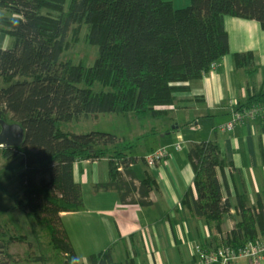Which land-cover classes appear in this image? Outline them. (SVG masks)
<instances>
[{"label": "trees", "instance_id": "16d2710c", "mask_svg": "<svg viewBox=\"0 0 264 264\" xmlns=\"http://www.w3.org/2000/svg\"><path fill=\"white\" fill-rule=\"evenodd\" d=\"M226 15L255 19L264 27V0H191L181 7L173 0H0V32L11 37L8 46L0 47V119L24 128L23 142L1 153L24 165L18 173L23 193L17 205L48 231L60 264H86L60 217L62 211L84 209L82 187L73 175L75 161L106 158L108 179L94 187L116 191L123 200L134 201L137 192V201L146 205L148 193L159 191L150 169L137 179L131 142L114 132L66 131L62 124L106 112L130 111L140 120L169 115L176 92L189 90L191 80L202 78L229 52ZM81 24L87 41L98 45L90 66L60 58L70 47L68 35L76 40ZM233 61L249 75L256 72L251 51L233 53ZM96 83L102 87L95 89ZM263 99L264 82L238 108ZM186 154L194 176L182 201L220 228L231 216V202L224 197L217 168L230 163L210 139L190 142ZM141 160L147 167L145 157ZM193 191L196 198L190 196ZM248 201L245 192L235 195L239 220L215 245H241L264 232L261 195L255 205ZM131 260L115 261L111 246L90 255L91 264Z\"/></svg>", "mask_w": 264, "mask_h": 264}, {"label": "crops", "instance_id": "0c3cea01", "mask_svg": "<svg viewBox=\"0 0 264 264\" xmlns=\"http://www.w3.org/2000/svg\"><path fill=\"white\" fill-rule=\"evenodd\" d=\"M224 24L228 32L229 52L217 60L202 78L191 80L189 90L176 92L178 100L173 108L188 109L186 113L192 110L193 118L177 119L171 126L161 122V130L168 126L165 129L167 135H161L168 136L167 141H160L151 150L148 148L149 151L137 155L138 160L132 166L137 179L143 177L146 168L155 176L159 191L148 193L149 204H140L137 192H133L135 200L130 201V198L123 200L116 191L95 189V183L108 179L106 158L74 162V180L81 184L84 209L62 211L60 217L77 257L84 263L91 264L92 253L111 246L117 262H125L129 258L132 259L131 264H199L194 245H215L217 239L231 234L239 220L234 203L236 194L245 192L248 202L254 205L257 196L261 195L264 203V158L261 155L264 115L245 119L231 132L217 128L231 117L234 108L247 102L263 86L264 27L255 19L231 15L224 17ZM247 51L252 52L257 68L253 75L234 65L233 53ZM218 115L220 118L216 120ZM212 122L207 138H186L182 132V127L193 124L209 129ZM159 133L160 130L155 128L149 134L155 136ZM171 136H174L173 141ZM209 139L217 143L222 157L230 163L217 168L224 186V197L231 202V216L226 217L220 228L197 217L182 201L184 192L193 187V167L186 154L188 144ZM122 140L126 141L124 136ZM178 142H181L180 149L175 147ZM163 146L168 155L155 168L146 167L141 158ZM139 162L143 163V168ZM19 170V159H7L0 150V243L7 244L2 248V261L4 264H38L42 255L31 254L35 252V244L29 235L23 232L20 236L15 233L7 237L9 232L5 231V227L15 230L35 222L28 215L26 223L25 219L11 221L8 214L9 210L22 211L17 202L9 201L10 198L17 201L22 197ZM190 196L196 198V192ZM257 238L264 240V232L257 233Z\"/></svg>", "mask_w": 264, "mask_h": 264}, {"label": "rangeland", "instance_id": "374dc122", "mask_svg": "<svg viewBox=\"0 0 264 264\" xmlns=\"http://www.w3.org/2000/svg\"><path fill=\"white\" fill-rule=\"evenodd\" d=\"M191 0H173L175 7H181L190 4ZM78 34L76 40H73V34L70 33L68 35L67 41L69 42V48L65 49L60 58L61 59H70L75 63H82L84 66H90L93 64L94 60L98 56V45L90 43L86 39V27L81 24L78 26ZM11 37L6 33L0 32V47H6L10 44ZM4 85L2 80L0 79V86ZM102 86L99 83L95 84V89H100ZM105 89H109L108 86L104 87ZM188 110V109H187ZM185 108H172L171 113L166 116L161 117H146L142 120L136 118L132 112H106V113H98L92 114L89 116H82L79 119H74L71 122L63 123L62 127L66 131L75 132V133H84L89 132L91 130L104 131V132H114L118 136H124L126 141L131 142L133 145L131 147V151L133 155L143 154L146 150H151V147L158 144L160 141H167L168 136L161 137L163 133L167 135L165 129L168 127H164L161 130L162 125H172L175 120H185L192 119L193 111L190 110L187 112ZM168 117V120L166 118ZM220 116L218 115L215 119L219 120ZM215 122V121H214ZM195 123V121H194ZM212 122L208 128L204 129L201 127H196L193 125H188L182 127V132L184 133L186 138H207L210 132ZM158 128L160 130L159 134L155 136L153 134H149L151 129ZM169 129V128H168ZM192 134H196L192 136ZM170 140H174V136L170 137ZM169 141V139H168ZM149 148V150H148ZM140 163V167L143 168L142 162ZM16 164V162H15ZM14 170V169H13ZM17 194V193H16ZM15 194V195H16ZM16 202V199H9V201ZM8 201V202H9ZM14 202V203H15ZM10 211V210H9ZM9 217L11 221L25 219V223L27 221V214L23 211L9 212ZM22 220V221H23ZM35 221V220H34ZM5 231L7 233V237L10 235H21L23 232L29 235V239L34 242V250L32 252L33 255H42L41 262L38 261V264H60V254L56 249L52 248L48 243L49 234L48 231L44 228V226L40 225L36 221L33 225L30 223L28 226L21 227L18 229H11L9 227H5ZM16 233V234H15ZM27 244V243H26ZM32 255V256H33ZM29 258V257H27ZM36 260V259H34Z\"/></svg>", "mask_w": 264, "mask_h": 264}, {"label": "built area", "instance_id": "2783aa9c", "mask_svg": "<svg viewBox=\"0 0 264 264\" xmlns=\"http://www.w3.org/2000/svg\"><path fill=\"white\" fill-rule=\"evenodd\" d=\"M215 62L211 64V67ZM264 115V99L253 103L251 106L234 108L231 117L218 125V130L231 132L235 126L245 119H254ZM7 145L0 143V150ZM176 149L181 148V142L175 144ZM168 155L166 147H159L147 156L145 162L148 166L155 168L163 158ZM24 165H20V169ZM120 168H122L120 166ZM197 261L199 264H264V240L256 238L247 240L241 245L219 244L211 247H204L196 243L194 245ZM0 264L2 261V248H0Z\"/></svg>", "mask_w": 264, "mask_h": 264}, {"label": "water", "instance_id": "95a60500", "mask_svg": "<svg viewBox=\"0 0 264 264\" xmlns=\"http://www.w3.org/2000/svg\"><path fill=\"white\" fill-rule=\"evenodd\" d=\"M24 128L18 122L0 119V143L7 146H18L23 142Z\"/></svg>", "mask_w": 264, "mask_h": 264}]
</instances>
